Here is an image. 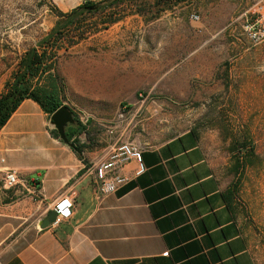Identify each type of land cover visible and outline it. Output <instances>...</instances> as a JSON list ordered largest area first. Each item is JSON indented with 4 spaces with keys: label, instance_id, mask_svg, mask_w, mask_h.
<instances>
[{
    "label": "rangeland",
    "instance_id": "rangeland-1",
    "mask_svg": "<svg viewBox=\"0 0 264 264\" xmlns=\"http://www.w3.org/2000/svg\"><path fill=\"white\" fill-rule=\"evenodd\" d=\"M84 1L0 0V95L20 57L55 27L58 10ZM138 4L142 15L58 55L54 74L65 87L64 101L86 127L78 137L86 162L105 160L117 139L151 145L196 131L264 258V41L250 43L239 19L249 11L264 20V0ZM240 144L248 147L238 171Z\"/></svg>",
    "mask_w": 264,
    "mask_h": 264
},
{
    "label": "crops",
    "instance_id": "crops-1",
    "mask_svg": "<svg viewBox=\"0 0 264 264\" xmlns=\"http://www.w3.org/2000/svg\"><path fill=\"white\" fill-rule=\"evenodd\" d=\"M52 130L27 99L0 131V264H264L196 132L140 145L145 173L130 163V182L98 200L85 150L84 161ZM7 171L38 179L35 193L4 189ZM63 197L72 218L42 229Z\"/></svg>",
    "mask_w": 264,
    "mask_h": 264
},
{
    "label": "trees",
    "instance_id": "trees-1",
    "mask_svg": "<svg viewBox=\"0 0 264 264\" xmlns=\"http://www.w3.org/2000/svg\"><path fill=\"white\" fill-rule=\"evenodd\" d=\"M141 0H86L69 12H57L58 21L52 31L38 44L27 50L17 64V70L6 86V91L0 95V131L11 119L23 101L30 99L36 102L49 118L63 106L65 87L54 74L59 52L68 50L80 43L89 40L100 32L123 21L130 15H142L139 9ZM149 0H142L146 3ZM170 3L173 0H160ZM183 0H177L182 2ZM122 5H128L130 12L121 14ZM100 20L98 26L94 20ZM75 125L66 128L65 141L71 144L77 156L84 160V145L79 143L78 137L86 131V127L75 119ZM194 131V130H192ZM196 132V131H194ZM51 135L59 138L57 130H52ZM246 144L237 148V170L243 167L241 158L242 150ZM253 150L251 149V154ZM85 161V160H84ZM229 203L233 202V191L225 197Z\"/></svg>",
    "mask_w": 264,
    "mask_h": 264
},
{
    "label": "built area",
    "instance_id": "built-area-1",
    "mask_svg": "<svg viewBox=\"0 0 264 264\" xmlns=\"http://www.w3.org/2000/svg\"><path fill=\"white\" fill-rule=\"evenodd\" d=\"M251 12L246 11L240 14L239 19L243 20V30L246 38L253 45H258L264 41V20L263 17L253 18ZM196 19V16H193ZM111 135L114 134L110 130ZM107 158L97 164H92L89 172L93 178L94 195L98 200L116 193L119 189L130 182V178L124 174L127 165L134 162L137 165L135 176H141L146 171V165L143 161L142 147L134 142H125L121 139L115 140L112 144ZM3 187L6 190L16 189L18 186H24L26 190L34 194L39 181L31 179L23 180L18 172L7 171L3 176ZM75 203L70 197L61 198L54 206L56 219L50 226L70 220L73 216Z\"/></svg>",
    "mask_w": 264,
    "mask_h": 264
},
{
    "label": "water",
    "instance_id": "water-1",
    "mask_svg": "<svg viewBox=\"0 0 264 264\" xmlns=\"http://www.w3.org/2000/svg\"><path fill=\"white\" fill-rule=\"evenodd\" d=\"M50 120L54 125L55 130L58 131L60 138L65 141L64 133L66 130V126L68 124L75 123L74 116L71 113V109L67 105H63L50 117ZM55 219L56 213L54 211H51L46 218L41 220L40 227L42 229L49 227L55 221Z\"/></svg>",
    "mask_w": 264,
    "mask_h": 264
}]
</instances>
